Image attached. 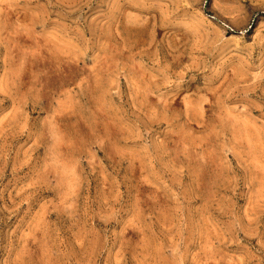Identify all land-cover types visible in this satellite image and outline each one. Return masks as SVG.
<instances>
[{
    "label": "rangeland",
    "instance_id": "obj_1",
    "mask_svg": "<svg viewBox=\"0 0 264 264\" xmlns=\"http://www.w3.org/2000/svg\"><path fill=\"white\" fill-rule=\"evenodd\" d=\"M0 264H264V0H0Z\"/></svg>",
    "mask_w": 264,
    "mask_h": 264
}]
</instances>
